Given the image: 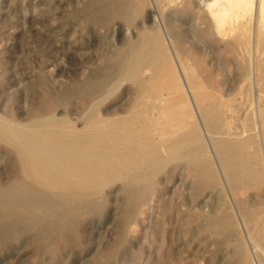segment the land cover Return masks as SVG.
Returning <instances> with one entry per match:
<instances>
[{
  "label": "bare ground",
  "instance_id": "obj_1",
  "mask_svg": "<svg viewBox=\"0 0 264 264\" xmlns=\"http://www.w3.org/2000/svg\"><path fill=\"white\" fill-rule=\"evenodd\" d=\"M215 4L211 12L198 0H92L82 5L85 23L111 35L114 47L86 72L64 58L50 62V75L66 73L81 80L50 92L44 110L20 119L0 108V143L11 151L6 162L15 170L10 183L0 187L3 237L32 228L46 239L77 207L118 184L133 213L148 203L159 174L171 163L185 164L197 181L195 209H207L219 182L234 191L253 189L264 198V0ZM48 8L53 16L62 7L53 2ZM255 12L258 31L238 34V24L253 19ZM70 29L57 41L64 44ZM81 33H73L68 50L87 57L77 41ZM246 46V57L236 54ZM213 52L235 71L215 67ZM230 73L239 75L241 85L226 88ZM237 96L251 101L236 113L226 101ZM72 100L83 101L85 109L67 113ZM61 106L65 109L57 114ZM178 112L185 118L175 129L161 124ZM235 207L236 217L248 226L259 218L252 206L237 202ZM208 216L207 231L231 232L233 215L210 209ZM249 239L264 254V229L251 228Z\"/></svg>",
  "mask_w": 264,
  "mask_h": 264
},
{
  "label": "rangeland",
  "instance_id": "obj_2",
  "mask_svg": "<svg viewBox=\"0 0 264 264\" xmlns=\"http://www.w3.org/2000/svg\"><path fill=\"white\" fill-rule=\"evenodd\" d=\"M90 1L0 0L1 110L20 119L37 109L44 110L50 92L64 90L81 80L80 76L66 73L50 75L47 72L50 62L59 63L64 58L72 68L81 67L86 72L114 47L111 35L85 23L86 17L80 12L82 5ZM53 2L62 8L50 16L52 10L48 7ZM257 16L255 12L253 19L248 17L238 24V34L254 35L258 31ZM64 29H70L71 33L61 44L57 37ZM75 31L83 32L77 41L87 57L69 53ZM249 51V46L237 48L236 54L246 57ZM213 54L215 67L235 71L216 52ZM239 81L242 83L238 74L230 73L226 88L241 85ZM250 101L247 96H237L228 98L226 103L237 113L245 111ZM85 107L83 101L72 100L67 113ZM64 109L65 106L58 107L57 114ZM184 118L182 113H174L161 124L175 129ZM181 127L178 132L183 131ZM10 156L11 151L0 143V187L10 183L15 171L7 163ZM185 169L183 163H171L159 174L148 203L138 206L133 213L127 203L129 196L123 193V185L118 184L108 188L106 195L92 196L88 204L77 207L74 215L59 222L61 230L46 239H41L32 228L9 239L0 233V264H264L263 252L249 239L251 228L264 229V198L253 189L234 191L227 183L219 182L207 209H195L199 195L197 181ZM237 202L252 206L259 218L249 226L243 223L236 217ZM210 209L233 215L231 232L213 234L206 230ZM62 226H66V231L63 232Z\"/></svg>",
  "mask_w": 264,
  "mask_h": 264
},
{
  "label": "clouds",
  "instance_id": "obj_3",
  "mask_svg": "<svg viewBox=\"0 0 264 264\" xmlns=\"http://www.w3.org/2000/svg\"><path fill=\"white\" fill-rule=\"evenodd\" d=\"M198 4L201 8L211 12L215 7V0H198Z\"/></svg>",
  "mask_w": 264,
  "mask_h": 264
}]
</instances>
